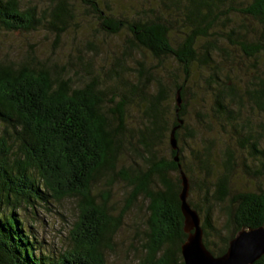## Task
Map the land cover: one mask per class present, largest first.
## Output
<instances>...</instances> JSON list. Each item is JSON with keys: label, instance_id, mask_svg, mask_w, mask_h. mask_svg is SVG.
<instances>
[{"label": "trees", "instance_id": "1", "mask_svg": "<svg viewBox=\"0 0 264 264\" xmlns=\"http://www.w3.org/2000/svg\"><path fill=\"white\" fill-rule=\"evenodd\" d=\"M80 1L103 32L127 33L124 57L105 74L91 59H80L77 70L72 59L42 58L34 48L18 59H0V264H107L106 250L141 195L149 216L138 264H184L182 173L191 192L198 188L199 202L187 200L201 217L204 243L215 256L224 254L242 229L264 227V187L232 191L237 157L264 173V70L258 65L264 62V0H156L155 7L139 0L129 7L116 0ZM75 10L68 0H48L42 7L0 0V28L45 30L58 43L76 23ZM236 12L256 22L255 36L248 39L245 24L225 29ZM174 34L183 36L177 44ZM219 38L250 59L253 73L244 83ZM148 57L153 64L144 60ZM170 60L175 69L166 66ZM132 106L141 115L140 125L130 128ZM254 116L260 118L256 126ZM213 124L227 137L217 152L213 139L194 144L197 133ZM175 127L178 149L170 139ZM136 146L151 167L122 173L133 191L116 218L109 195L99 200L94 194V182L116 172L123 151ZM67 199L76 201L77 217L53 250L37 239L30 221L37 210ZM217 208L225 210L221 225ZM253 264H264V255Z\"/></svg>", "mask_w": 264, "mask_h": 264}, {"label": "rangeland", "instance_id": "2", "mask_svg": "<svg viewBox=\"0 0 264 264\" xmlns=\"http://www.w3.org/2000/svg\"><path fill=\"white\" fill-rule=\"evenodd\" d=\"M68 1L76 9V23L63 34L60 42H56L55 34H48L45 30H40L38 32H8L0 28V59H18L23 57L28 50L34 48L37 54L42 58L51 57L52 60L60 59L62 62L72 59L78 64V67L74 68L77 70L80 69V59L83 58L85 61L91 59L96 70L102 75L105 74L114 65L113 63L116 59L124 57L122 55L124 45L127 43L126 31L124 30L118 35H111L103 32L97 27L99 25L97 20L91 17V14L85 10L80 0ZM133 1L134 0H116V4L120 6L127 5L128 3H133ZM139 1L142 3V6H146V4L150 3L155 7L159 3L156 0ZM47 3L48 0H21L22 7L29 4H38V6L42 7ZM127 6L129 7L130 5ZM226 24L228 27H225V29L231 27L239 29L241 28V24H245V27L249 29V32H247L248 39L255 36L252 28H255L256 22L250 18L241 16L237 12L230 15ZM240 32L242 35L245 34L243 30ZM181 37H183L182 34H180V36L174 34L173 38L175 43H179L182 40ZM239 38H242L240 34ZM218 40L221 45L228 48L227 51L232 55L233 68L235 69L234 71L238 73V76H236L237 80L240 83H244L249 79L250 72L251 74L253 73L252 69H250V59H247L236 45L228 43L230 42L229 40H225V38H219ZM205 41L204 38L199 39L198 45L200 46ZM132 55L139 59H143L142 55H140V51H134ZM133 56L126 59L129 68L136 66L135 62L132 60ZM144 60L149 64L154 63L151 57ZM176 65L174 60H170L166 64L168 69H175L177 67ZM258 65L261 70H264L263 60H259ZM232 75L234 74L232 73ZM207 108H209V102ZM128 112L127 116H129L131 120L129 127L133 128L140 125V109L132 106L129 108ZM259 119V117L254 116L255 126ZM197 135L198 142L194 144H201L199 142L200 138L213 139L215 141L213 145L215 152L221 150L222 143H224L223 141L227 140V137L222 135L221 130H219L218 126L215 124L209 127L204 126L202 132L197 133ZM158 151L161 155L166 154L164 146L158 147ZM139 152V146H136V150L134 151L133 148L131 150H124V155H122L118 162L116 172L101 174L94 182L93 192L99 200L109 195L108 207L113 217L117 218L121 215L133 191L132 185L123 179L122 173L126 171L131 172V169L146 172L151 167V163L143 160ZM220 156L215 158L220 160ZM236 165L233 171V193L236 192L237 189H257L259 186L264 187V173L254 172L256 168H254L250 160H243L237 157ZM173 176L175 175L173 174ZM189 198L199 202L200 195L198 188L195 194L191 192L190 189ZM48 206V210H44L43 208L37 210L36 219L33 220V218H31L32 221H30V223L36 232L37 239L41 241L45 247L48 245L51 249L57 250L65 240V235L71 225L70 222L75 219L77 213L75 209L76 201L74 199H67L62 203H54V205ZM147 207L148 200L141 195L135 201L133 207L123 216L121 225L115 233L111 247L106 250L107 264H138L145 250L143 247L145 239L143 233L145 222L149 216ZM215 216L221 225L225 220V210L223 208H217Z\"/></svg>", "mask_w": 264, "mask_h": 264}, {"label": "water", "instance_id": "3", "mask_svg": "<svg viewBox=\"0 0 264 264\" xmlns=\"http://www.w3.org/2000/svg\"><path fill=\"white\" fill-rule=\"evenodd\" d=\"M178 106L182 99L177 94ZM182 123V120H180ZM176 127L171 132V144L178 149L175 136ZM176 161H179L178 156ZM182 190L180 192L181 209L184 215V231L188 234L181 246L184 264H253L264 255V227L242 229L229 243L227 251L215 256L205 245L201 217L188 202L190 184L187 176L182 173Z\"/></svg>", "mask_w": 264, "mask_h": 264}]
</instances>
